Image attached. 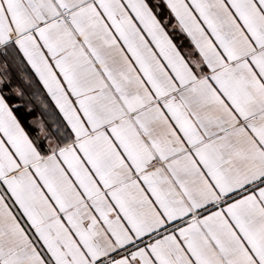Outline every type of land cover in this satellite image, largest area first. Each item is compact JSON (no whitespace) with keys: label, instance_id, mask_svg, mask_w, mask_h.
<instances>
[{"label":"snow or ice","instance_id":"6c2138e0","mask_svg":"<svg viewBox=\"0 0 264 264\" xmlns=\"http://www.w3.org/2000/svg\"><path fill=\"white\" fill-rule=\"evenodd\" d=\"M0 264H264V0H0Z\"/></svg>","mask_w":264,"mask_h":264}]
</instances>
